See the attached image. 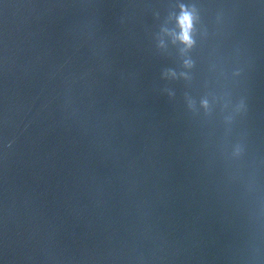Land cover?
Listing matches in <instances>:
<instances>
[{
	"label": "water",
	"instance_id": "water-1",
	"mask_svg": "<svg viewBox=\"0 0 264 264\" xmlns=\"http://www.w3.org/2000/svg\"><path fill=\"white\" fill-rule=\"evenodd\" d=\"M0 264H264V0H0Z\"/></svg>",
	"mask_w": 264,
	"mask_h": 264
},
{
	"label": "clouds",
	"instance_id": "clouds-1",
	"mask_svg": "<svg viewBox=\"0 0 264 264\" xmlns=\"http://www.w3.org/2000/svg\"><path fill=\"white\" fill-rule=\"evenodd\" d=\"M179 23L181 27L180 40L187 47H191L193 44V41L190 36V31L192 27V17L188 13L184 12L182 13Z\"/></svg>",
	"mask_w": 264,
	"mask_h": 264
}]
</instances>
